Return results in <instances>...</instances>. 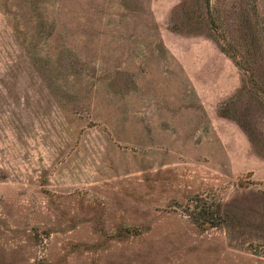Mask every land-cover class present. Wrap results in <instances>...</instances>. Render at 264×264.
Returning a JSON list of instances; mask_svg holds the SVG:
<instances>
[{"label":"rangeland","instance_id":"1","mask_svg":"<svg viewBox=\"0 0 264 264\" xmlns=\"http://www.w3.org/2000/svg\"><path fill=\"white\" fill-rule=\"evenodd\" d=\"M0 264H264V0H0Z\"/></svg>","mask_w":264,"mask_h":264}]
</instances>
